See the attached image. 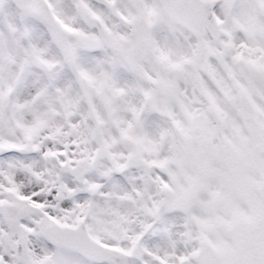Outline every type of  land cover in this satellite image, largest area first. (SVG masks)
Returning a JSON list of instances; mask_svg holds the SVG:
<instances>
[{
    "label": "snow or ice",
    "instance_id": "1",
    "mask_svg": "<svg viewBox=\"0 0 264 264\" xmlns=\"http://www.w3.org/2000/svg\"><path fill=\"white\" fill-rule=\"evenodd\" d=\"M0 264H264V0H0Z\"/></svg>",
    "mask_w": 264,
    "mask_h": 264
}]
</instances>
